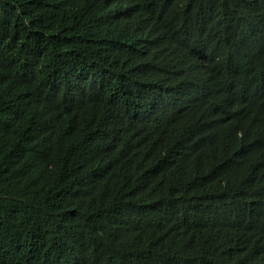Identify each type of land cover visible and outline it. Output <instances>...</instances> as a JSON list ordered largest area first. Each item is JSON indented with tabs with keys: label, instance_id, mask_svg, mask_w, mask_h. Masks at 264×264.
Returning <instances> with one entry per match:
<instances>
[{
	"label": "trees",
	"instance_id": "trees-1",
	"mask_svg": "<svg viewBox=\"0 0 264 264\" xmlns=\"http://www.w3.org/2000/svg\"><path fill=\"white\" fill-rule=\"evenodd\" d=\"M0 264H264V0H0Z\"/></svg>",
	"mask_w": 264,
	"mask_h": 264
}]
</instances>
